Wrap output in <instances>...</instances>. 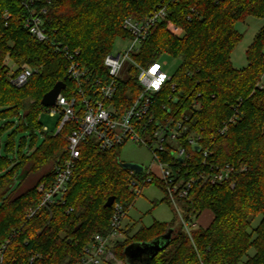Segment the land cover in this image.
<instances>
[{
    "label": "trees",
    "instance_id": "16d2710c",
    "mask_svg": "<svg viewBox=\"0 0 264 264\" xmlns=\"http://www.w3.org/2000/svg\"><path fill=\"white\" fill-rule=\"evenodd\" d=\"M21 1L0 0V246L14 236L5 264H77L93 237L110 230L114 208L105 207L108 199L115 197L129 212L137 196L119 159L122 148L101 151L89 144L82 146L66 205L39 208L37 188L53 181V168L65 158L67 136L74 128L66 125L57 136L44 132L41 101L59 82L67 84L66 95L75 96L77 84L69 77L68 60L53 44L37 41L25 29L28 10ZM162 4L167 5L166 20L133 56L146 67L165 56L180 61L173 76L179 101H169L173 93L167 85L156 96L158 106L170 105L178 119L188 116L185 137L200 135L215 163L247 170L236 177L234 188H192L189 198L181 201L189 233L174 209L178 225L155 221L136 231V225H126L125 240L115 253L126 262L124 251L130 244L151 243L172 231L168 247L150 264H240L252 248L255 254L245 264H264V27L246 52L247 67L237 69L232 63L243 40L237 24L250 17L264 20V0H51L44 24L51 41L81 52L78 61L91 81L108 82L104 60L117 40L131 36L123 28L125 20L143 21ZM7 12L11 18L6 21ZM169 22L182 29V37L167 30ZM9 61L15 72L25 65L37 72L17 88L10 82ZM131 71L116 96L125 108L141 92L138 73ZM235 115L236 123L221 135L219 130ZM15 124L19 132L32 131L30 149L37 143L34 130L40 129L45 135L42 145L25 155L23 143L17 150L16 132L2 145V132ZM199 160L195 154L192 163ZM155 185L165 190L158 180ZM162 202L169 204L166 198ZM69 208L74 212L68 214ZM207 212L213 220L203 227L198 221ZM259 217V225L252 228Z\"/></svg>",
    "mask_w": 264,
    "mask_h": 264
},
{
    "label": "built area",
    "instance_id": "2783aa9c",
    "mask_svg": "<svg viewBox=\"0 0 264 264\" xmlns=\"http://www.w3.org/2000/svg\"><path fill=\"white\" fill-rule=\"evenodd\" d=\"M21 2L22 6L28 10V16L24 20L25 29L37 41L53 44L55 51L68 60L69 77L77 84L75 96L66 95L64 93L66 87L59 95L56 106L42 109V113H48L51 117L60 116L54 136L60 134L66 125H74V128L67 136L65 158L53 168V181L49 184L43 183L37 188L41 197L39 208L66 205L69 185L80 160L82 146L94 144L101 151H110L135 143L152 152L153 167L157 166L158 173H154L152 166L149 168L143 166L142 173L128 170L131 190L136 196H140L144 188L155 185V181L158 180L165 188L163 191L165 198L178 212L189 233L190 227L183 217L180 204L181 201L189 198L192 188L197 184L210 188L222 185L234 188L237 184L236 177L245 173L247 169L245 166L215 163L212 152L202 147L200 135L192 134L186 138L189 117L184 116L178 119L174 115V108L168 104L159 107L156 100V96L169 85L173 93L169 101H175V103L179 101L175 98L178 88L173 82V77L169 76L158 63L146 67L140 65L133 57L138 54L141 45L152 36L153 29L166 20L167 5H160L143 21L133 18L125 20L123 28L131 35L126 39L130 44L123 52L117 55L110 53L106 56L104 65L108 69L110 78L108 82H105L89 79L88 71L78 61L80 51L73 52L62 43L50 40L45 28L44 16L48 12L51 0H22ZM192 12L195 13V10ZM3 18L7 21L11 15L7 12ZM189 19L191 20V17ZM173 27L171 31L182 33L180 28ZM127 60L132 63L131 69L138 73L141 92L125 108L117 102L116 96L120 82L124 80L122 70ZM36 72V69L25 65L17 72H11V83L21 88ZM234 110L237 112V107ZM237 119L238 115L233 116L228 124L219 130L220 134H226L230 125L236 123ZM43 131L48 132V129L44 127ZM195 154L199 155L200 160L193 164ZM39 208L31 210L27 220H30ZM113 208L109 232L96 234L83 249L77 264H126L124 260L117 257L115 247L125 239L124 228L128 211L117 202L114 203ZM72 212H74L73 208L67 210L68 214ZM13 237L12 235L0 246V264H5L6 252Z\"/></svg>",
    "mask_w": 264,
    "mask_h": 264
},
{
    "label": "rangeland",
    "instance_id": "374dc122",
    "mask_svg": "<svg viewBox=\"0 0 264 264\" xmlns=\"http://www.w3.org/2000/svg\"><path fill=\"white\" fill-rule=\"evenodd\" d=\"M170 23H168L167 25V30L175 36L182 37L183 31L182 33L175 32L174 29H173L174 31H171V28H174L173 27L174 24L172 22ZM263 27H264V20L254 17H250L245 22H240L237 24L236 29L239 31L240 34L243 35V40L232 54L233 65L235 68L243 69L247 67L248 62L246 57V51L253 43L257 33ZM129 44L130 43L127 40H121V39L117 40L114 45V49L112 53L114 55H117L120 52H123L128 48ZM7 64L8 67L9 66L12 67L11 68L12 72L16 71L13 62L9 61L7 62ZM158 64L169 76L173 77L176 74L177 70L179 69L180 61L165 56L164 58L161 59V61ZM131 67H132V63L127 60L124 63L122 70V75L124 77L123 78L124 80L132 76L133 73L131 71L132 70ZM40 119L42 121V126L48 129L49 134L56 132L58 128L57 127L58 122L60 121V116L51 117L48 113L43 112ZM17 124H15L14 127L8 128L6 131L2 132L3 135L2 145L4 144V142L9 140L11 134H14V132H16L14 137L16 136L15 142L17 145V150L19 147H21L23 143L24 145L27 146L26 149L24 150L25 155L33 153L42 145L45 135L42 133L40 129L34 130L37 137V143L33 149H30V146L33 141L32 131L25 130L24 132H19L16 127ZM5 151L6 150L3 148L1 151L2 154H4ZM119 159L120 162L122 163H136L144 166L145 168H149L151 166L153 167V163H154L152 152L148 148L135 143H129L126 146L122 147V149L120 150ZM153 171L155 174L158 173V169L156 165L153 167ZM164 197H165L164 192L159 188H157L155 185H149L146 188H144L142 195L137 196L135 203L128 212L127 219L125 220V227L127 222L129 228H131L133 225H136L135 231L139 229L141 226L150 227L151 225H153L155 221L163 222L167 224H171L175 221L174 222L175 225H178V220L176 216L177 213L175 212L174 208H172L167 203L161 202V200ZM155 203H157V205H155ZM180 210L181 212H183L184 210L181 204H180ZM207 216L208 215L205 214L202 217L203 222L207 221L208 218ZM260 220H261L260 217L255 219L252 224V228H256L259 225ZM254 254H255V250L252 248L243 258L240 264H245L246 261L249 259V257L254 256Z\"/></svg>",
    "mask_w": 264,
    "mask_h": 264
},
{
    "label": "water",
    "instance_id": "95a60500",
    "mask_svg": "<svg viewBox=\"0 0 264 264\" xmlns=\"http://www.w3.org/2000/svg\"><path fill=\"white\" fill-rule=\"evenodd\" d=\"M66 87L67 84L65 82L57 83L54 88L43 97L41 101L42 106L46 108L56 106L59 95L66 89ZM122 166L125 170H133L137 173H142L144 171V167L136 163H122ZM115 202L116 198L110 197L106 202L105 207L112 208ZM79 230L80 226L75 229V232H78ZM171 236L172 231L151 243L130 244L124 251L126 264H150L156 255L168 247Z\"/></svg>",
    "mask_w": 264,
    "mask_h": 264
},
{
    "label": "crops",
    "instance_id": "0c3cea01",
    "mask_svg": "<svg viewBox=\"0 0 264 264\" xmlns=\"http://www.w3.org/2000/svg\"><path fill=\"white\" fill-rule=\"evenodd\" d=\"M246 52H247V51H246ZM232 63H233V60H232ZM237 69H241V68H237ZM156 187H157V186H156ZM157 188H159V187H157ZM159 189H160V188H159ZM160 190H161V189H160ZM164 198H165V197H164ZM164 198H163V199H164ZM163 199H162V200H163ZM162 200H161V202H162ZM162 203H163V202H162ZM207 215H208V216H207V217H208V218H207V221L203 222V221H202V218H201V219L198 221V224H199V225H201V226H203V227H208V226L210 225V223H211L212 220H213V215H212L210 212H207ZM127 223H128V222H127ZM127 223H126V225H128ZM130 224H131V223H130Z\"/></svg>",
    "mask_w": 264,
    "mask_h": 264
},
{
    "label": "snow or ice",
    "instance_id": "6c2138e0",
    "mask_svg": "<svg viewBox=\"0 0 264 264\" xmlns=\"http://www.w3.org/2000/svg\"><path fill=\"white\" fill-rule=\"evenodd\" d=\"M155 71V70H154Z\"/></svg>",
    "mask_w": 264,
    "mask_h": 264
}]
</instances>
